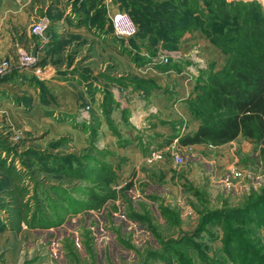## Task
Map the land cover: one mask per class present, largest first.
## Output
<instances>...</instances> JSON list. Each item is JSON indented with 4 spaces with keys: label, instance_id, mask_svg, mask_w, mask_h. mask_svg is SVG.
<instances>
[{
    "label": "rangeland",
    "instance_id": "1",
    "mask_svg": "<svg viewBox=\"0 0 264 264\" xmlns=\"http://www.w3.org/2000/svg\"><path fill=\"white\" fill-rule=\"evenodd\" d=\"M17 1L22 27L0 17V264H264V131L180 143L220 113L212 81L262 55L264 0Z\"/></svg>",
    "mask_w": 264,
    "mask_h": 264
},
{
    "label": "trees",
    "instance_id": "2",
    "mask_svg": "<svg viewBox=\"0 0 264 264\" xmlns=\"http://www.w3.org/2000/svg\"><path fill=\"white\" fill-rule=\"evenodd\" d=\"M262 52V55L252 54L245 61L232 63L226 79L212 81L204 100L208 101V108L218 109L220 113L216 114L213 123L201 124L192 135L182 138V145L205 139L223 143L240 134L248 138L263 134L264 51Z\"/></svg>",
    "mask_w": 264,
    "mask_h": 264
},
{
    "label": "crops",
    "instance_id": "3",
    "mask_svg": "<svg viewBox=\"0 0 264 264\" xmlns=\"http://www.w3.org/2000/svg\"><path fill=\"white\" fill-rule=\"evenodd\" d=\"M13 1L14 0H0V17H4V19L7 20V24L5 25V27H22L24 25V21H22L21 15H19V13L21 12L19 7L20 5L16 4L18 2L17 0H15L16 3H13ZM18 32L19 34L21 33L20 30ZM7 35V31H3V33L0 32V51L2 52L4 51V47H2V45H6L7 41H9L6 38Z\"/></svg>",
    "mask_w": 264,
    "mask_h": 264
},
{
    "label": "built area",
    "instance_id": "4",
    "mask_svg": "<svg viewBox=\"0 0 264 264\" xmlns=\"http://www.w3.org/2000/svg\"><path fill=\"white\" fill-rule=\"evenodd\" d=\"M128 18L124 15V14H120V13H116L113 14V16L111 17V22H112V27L114 32L118 33V34H124V35H128L130 33L133 32L134 30V26L133 24L127 20ZM45 22L40 20H37L35 22H33L30 25V30L32 33H41V31L43 30ZM24 62H30L31 58L30 57H23ZM5 63L1 62L0 63V73L3 72V70L5 69Z\"/></svg>",
    "mask_w": 264,
    "mask_h": 264
}]
</instances>
